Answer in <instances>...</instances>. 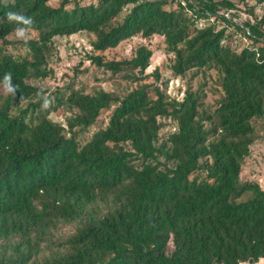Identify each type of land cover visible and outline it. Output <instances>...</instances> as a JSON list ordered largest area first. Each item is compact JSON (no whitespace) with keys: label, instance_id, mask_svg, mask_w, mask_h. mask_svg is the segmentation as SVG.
Returning a JSON list of instances; mask_svg holds the SVG:
<instances>
[{"label":"trees","instance_id":"obj_1","mask_svg":"<svg viewBox=\"0 0 264 264\" xmlns=\"http://www.w3.org/2000/svg\"><path fill=\"white\" fill-rule=\"evenodd\" d=\"M49 1L0 0V85L9 89L0 95V264L264 259V190L241 178L256 127L264 129V17L233 23L219 8L234 4L217 0ZM30 29L34 37L8 39ZM232 31L249 43L235 45ZM76 33L94 36L88 59L127 70L136 87L123 95L70 89L48 105L33 82L50 74L53 39ZM153 35L173 54L172 77L216 69L213 109L196 91L178 98L142 83L146 45L104 60L121 41ZM15 43L24 53L5 51ZM59 105L65 124L49 117ZM104 112L107 124L85 139Z\"/></svg>","mask_w":264,"mask_h":264},{"label":"rangeland","instance_id":"obj_2","mask_svg":"<svg viewBox=\"0 0 264 264\" xmlns=\"http://www.w3.org/2000/svg\"><path fill=\"white\" fill-rule=\"evenodd\" d=\"M88 1V0H81ZM195 1V0H194ZM230 1L234 4V8H227L223 5L219 8V13H225L228 20L236 24H244L246 21L254 22L255 18L264 17V2L257 0H217ZM50 4L57 6L61 0H50ZM218 27H222L224 23L216 22ZM227 31L232 26L227 25ZM264 31V27L262 28ZM37 34L35 30H18L11 33L8 39L16 41H24L29 37ZM234 44L243 46L249 43V40L242 36L241 33L232 31ZM94 39L92 34L76 33L68 37H55L53 39L52 55L48 60V68L50 74L44 79L34 81L35 85L43 91V96L47 100V104H55L56 97L62 92L68 93L70 89H83L85 92H93L99 89L113 91L116 94L123 95L127 91L132 90L137 85V81L126 77L127 70H121L112 73L107 69L97 66L94 62L87 58V54L96 53L92 49L91 41ZM138 44L146 45L152 50L150 57V65L146 69L147 76L141 80L142 83L155 84L166 94H170L180 98L186 89L196 91L201 97L204 105L211 109L215 107L216 100L221 95V87L219 85V76L214 68H209L195 72L189 70L184 75L172 77L169 65L172 63L173 54L165 50L166 46L163 37L153 35L150 38H142L134 36L120 42L114 48H109L102 52L104 60L107 59H129L132 57L135 47ZM1 46V42H0ZM6 52L13 55L24 53V48L19 44L5 45ZM156 69V70H155ZM9 89L4 85H0V95L7 93ZM108 112L102 113L97 121L90 126L85 132V139L91 135L93 131L107 124ZM69 112L62 105L57 110H51L49 117L65 124V116ZM165 122L169 119L162 118ZM259 125V124H258ZM166 128L163 130L165 131ZM129 148V146H127ZM243 181H254L264 190V129L259 125L256 127V138L251 145L250 154L244 159L241 171ZM64 231L69 234L73 232L71 226H66ZM242 264H264V259L253 263Z\"/></svg>","mask_w":264,"mask_h":264},{"label":"clouds","instance_id":"obj_3","mask_svg":"<svg viewBox=\"0 0 264 264\" xmlns=\"http://www.w3.org/2000/svg\"><path fill=\"white\" fill-rule=\"evenodd\" d=\"M9 19H19V17L15 16L12 13H9Z\"/></svg>","mask_w":264,"mask_h":264}]
</instances>
